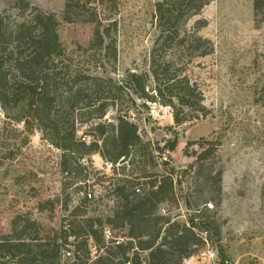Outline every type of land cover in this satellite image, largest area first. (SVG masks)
Masks as SVG:
<instances>
[{
	"label": "rangeland",
	"instance_id": "1",
	"mask_svg": "<svg viewBox=\"0 0 264 264\" xmlns=\"http://www.w3.org/2000/svg\"><path fill=\"white\" fill-rule=\"evenodd\" d=\"M29 1L60 19L64 14L66 0ZM159 1L81 0L74 21L61 20L59 28L73 66L117 80L128 70H147L159 34L155 15ZM209 1L199 14L179 23L181 32H192L199 20H206L199 35L214 44L212 53L193 58L187 68L204 92L209 115L176 126L170 107L153 102L144 106L142 100L128 115L138 124L143 140L160 148L155 153L157 170L175 168L176 196L165 204L166 212L182 222L201 223L203 231L198 233L202 241L205 235L201 234L206 233L217 251L218 264L221 254L228 264H264V24L255 20L253 0ZM0 10L11 15V20L17 13L13 0H0ZM96 25L106 38L102 49L92 44ZM172 50L165 48L167 53ZM115 117L114 111L108 113V119ZM87 128L81 127L78 137L90 141L84 133ZM176 136L178 144L170 162L161 161L168 150L166 142ZM205 149H209L205 160L187 169ZM62 160V152L44 139L38 127L29 129L7 117L0 105V241L17 238L27 220L33 225L25 238L56 234L91 192L94 197L81 213L102 219L103 226L111 227L125 243L128 229L113 228L105 219L116 200L111 183L130 175L131 167L118 164L115 173L94 154L82 161L86 170L80 176L88 172L89 181L75 185L72 176L63 172ZM198 205L203 210L199 215L194 211ZM90 244L92 260L87 264H94L96 256L107 249L94 241ZM206 246L204 240L194 255ZM62 252L67 264L78 260L71 247ZM78 254L79 264H84L83 253ZM192 263L207 264L198 258Z\"/></svg>",
	"mask_w": 264,
	"mask_h": 264
},
{
	"label": "trees",
	"instance_id": "2",
	"mask_svg": "<svg viewBox=\"0 0 264 264\" xmlns=\"http://www.w3.org/2000/svg\"><path fill=\"white\" fill-rule=\"evenodd\" d=\"M80 2L66 0L61 19L29 0H13L17 13L12 20L0 10V105L7 117L29 129L38 127L44 139L62 152L63 172L72 176L75 185L89 181L88 172L80 176L81 170H86L82 161L94 154L115 173L118 164L131 167L130 175L118 184L111 183L116 200L112 214L105 219L113 228H127L128 237L119 246L107 243L103 220L81 213L94 197L89 198L88 192L56 234L25 238L33 225L27 220L17 238L0 241V264H67L62 252L66 247H71L78 259L72 264H79L80 251L87 264L92 260L91 241L107 249L96 256L94 264H183L203 244L198 233L203 231L202 224L194 219L182 222L161 212L167 202L175 200V168L157 170L155 153L160 148L143 140L128 112L142 100L144 106L153 102L170 107L176 126L209 115L204 92L187 68L193 58L212 53L214 44L199 35L206 20H199L192 32H181L179 23L199 14L210 1L157 2L159 34L149 67L128 70L122 80L81 72L67 55L59 28L61 20L74 21ZM253 11L256 22L264 24V0H253ZM105 39L96 25L92 44L102 49ZM204 45L207 48H202ZM167 46L173 49L169 53L165 52ZM110 111L116 113L114 120L107 118ZM83 126L88 127L84 133L90 141L78 137ZM178 139L166 142L168 150L176 149ZM208 152L199 153L187 169L202 163ZM221 174L219 171L215 178L220 179ZM194 211L198 215L203 212L199 205ZM221 257V264H228L223 254Z\"/></svg>",
	"mask_w": 264,
	"mask_h": 264
},
{
	"label": "built area",
	"instance_id": "3",
	"mask_svg": "<svg viewBox=\"0 0 264 264\" xmlns=\"http://www.w3.org/2000/svg\"><path fill=\"white\" fill-rule=\"evenodd\" d=\"M172 152L170 150H167L165 153H163L161 157V161L163 162H170V154ZM88 197L92 198L93 194L91 192L88 193ZM209 207H213L212 203L207 204ZM162 212L165 213L166 209L162 208ZM203 236V239L207 243V246L205 249L199 251L198 254L191 256L190 258L186 259L184 261L185 264H193L192 261L194 258H198L200 262H207V264H218L217 263V251L212 247L206 237V233L201 234ZM104 236L107 240V243H111L113 246H119L122 243H124V238L121 236H116L114 231L109 227L106 226L104 228ZM207 260V261H206ZM125 264H132L131 261H127ZM199 264V263H198Z\"/></svg>",
	"mask_w": 264,
	"mask_h": 264
},
{
	"label": "crops",
	"instance_id": "4",
	"mask_svg": "<svg viewBox=\"0 0 264 264\" xmlns=\"http://www.w3.org/2000/svg\"><path fill=\"white\" fill-rule=\"evenodd\" d=\"M101 157V156H100Z\"/></svg>",
	"mask_w": 264,
	"mask_h": 264
},
{
	"label": "water",
	"instance_id": "5",
	"mask_svg": "<svg viewBox=\"0 0 264 264\" xmlns=\"http://www.w3.org/2000/svg\"><path fill=\"white\" fill-rule=\"evenodd\" d=\"M107 119V118H106Z\"/></svg>",
	"mask_w": 264,
	"mask_h": 264
}]
</instances>
